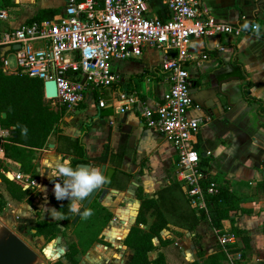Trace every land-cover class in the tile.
<instances>
[{"label": "crops", "instance_id": "obj_1", "mask_svg": "<svg viewBox=\"0 0 264 264\" xmlns=\"http://www.w3.org/2000/svg\"><path fill=\"white\" fill-rule=\"evenodd\" d=\"M201 2L217 20L241 28L238 35L221 33L190 42V50L198 54L187 66L195 104L191 113L205 118L194 139L208 180H214L218 187V192L208 198L207 208L198 211L190 203L185 184L176 176L177 155L172 142L146 126L140 116L141 106L153 104L168 87V75L160 67L162 50L146 47L138 57L110 62L118 77L104 87L108 92L104 106L98 105L96 90L86 88L84 100L74 110L65 111L62 123L48 134L45 145L32 149V172L24 171L20 161L5 154L4 144L10 143L9 139L3 143L2 217L30 230V235L37 219L64 225L65 219L55 220L47 211L59 210L51 199L54 186L48 172L58 160L81 155L73 142L79 137L90 166L100 168L105 163V176L107 168L113 169L107 193L99 198L103 185L89 203V207H104L110 213L99 225L98 237L105 243L92 242L80 262L97 259V264H130L133 248L125 244V237L136 225L153 235L148 258L162 254L165 264H264V114L243 93V85L248 83L247 92L262 100L264 106V0ZM65 4L66 0H0L6 13L2 25L19 26L42 9L55 10L52 18L63 12ZM146 4L147 16H168L163 0H146ZM245 22L259 24L261 35L243 30ZM203 52L208 54L206 59L200 56ZM3 57V70L17 72L13 49ZM136 74L141 77L135 80L132 77ZM119 93L138 102L121 110ZM90 100L94 106L87 107ZM8 170L28 175L32 184L25 187L22 180L11 179L6 175ZM10 189H27L30 195L17 199ZM219 190L224 197L218 196ZM145 199L149 204L143 207ZM215 209L227 212L214 218ZM139 213L141 221L137 220ZM87 220L82 216L79 224ZM221 234L232 238L223 244L219 241ZM35 240L45 242L42 235ZM50 244L43 248L48 249ZM101 247L105 249L99 252Z\"/></svg>", "mask_w": 264, "mask_h": 264}, {"label": "built area", "instance_id": "obj_2", "mask_svg": "<svg viewBox=\"0 0 264 264\" xmlns=\"http://www.w3.org/2000/svg\"><path fill=\"white\" fill-rule=\"evenodd\" d=\"M163 2L166 18L147 16L146 0H66L62 13L12 28L3 27L6 13L0 7V50L18 43L19 48L13 50L17 70L43 82L54 79L55 102L71 111L84 100L86 88H104L115 81L118 75L111 61L138 57L146 47L161 49L160 67L168 75V87L153 104L141 106L140 116L146 126L172 142L176 176L185 184L190 203L200 211L207 208L208 198L218 187L208 180L194 139L205 118L191 113L195 104L187 66L198 54L190 50V42L221 33L238 35L241 28L217 20L201 0ZM200 56L206 59L208 54ZM118 100L121 110L138 102L124 93H119ZM97 103L102 107L106 100L98 98ZM9 134L0 119V151ZM6 175L22 180L25 187L32 184L23 173L8 170ZM3 201L0 193V207ZM231 238L221 234L219 241L224 244Z\"/></svg>", "mask_w": 264, "mask_h": 264}, {"label": "trees", "instance_id": "obj_3", "mask_svg": "<svg viewBox=\"0 0 264 264\" xmlns=\"http://www.w3.org/2000/svg\"><path fill=\"white\" fill-rule=\"evenodd\" d=\"M3 2L6 3L8 0H3ZM54 13L55 10L42 9L28 22L41 21L44 18L51 17V15ZM3 58V56H0V114L5 112V116H1L0 119L1 124L4 127L10 128V134L8 136L10 143L4 144L5 154L12 159L20 161L24 171L32 172L35 168L32 164V149L45 145L48 134L56 128V124L60 121L61 114L65 108L62 107L54 110V108L51 106V101H53V99H46L44 97L42 80L36 77L28 76L20 71L15 73L5 72L2 68ZM157 68L158 67L155 68V71H157ZM140 77V74H136L132 78L136 80ZM248 86V83L243 85V93L245 98L248 101L256 102L258 111L261 114H264L263 101L252 97L247 92ZM18 125L20 127H18ZM25 126L27 128V136L21 134V128ZM83 129H85V127H83ZM73 142H75V148L77 151L81 152V155L78 157H72L70 159L72 167L75 168L79 166L80 163L88 164V159H86L83 155L84 144L80 141V138H75ZM99 159L103 161L102 157H99ZM11 194L13 197L21 199L24 196L30 195V191L27 189H21L19 192L12 190ZM221 195L224 197L223 191L219 190L218 196L221 197ZM51 199L55 202L56 207L65 217V229L79 224L82 214L78 220L73 223L72 220L76 213L69 211L70 202L68 200L58 201L55 198L54 193L51 194ZM148 204L149 201L146 199L141 203L143 207L147 206ZM88 207L89 205L87 208ZM95 208H97L96 205H91L89 207L92 212H94ZM224 210L225 209H215L213 211V217L215 218V216L218 214L222 215L226 211ZM102 212H104L103 217H101ZM92 214L95 215L94 218L97 217L96 221H99L98 223L96 222L97 232L99 231V225L107 221V219L110 217V213L104 207H101L96 211V213ZM91 218V216L88 217L86 222H88ZM137 220L141 221L140 213L137 216ZM32 229L34 230L31 233L32 235H42L45 239H52L56 237L61 231H64L63 229H60L58 222L47 221L43 219H37L35 224L32 226ZM152 236L153 235L150 232L143 231L139 226L135 225L130 228L128 234L125 237V244L133 248V256L131 258L130 264H165L162 254H159L154 259L148 258V251L153 249ZM94 241L105 243V241L97 235V237L87 243L86 246L89 247ZM84 248H79L76 242H71L64 254L67 261H69L71 264L80 263L82 259V253L84 252L83 250H85ZM51 264L68 263L57 260Z\"/></svg>", "mask_w": 264, "mask_h": 264}, {"label": "clouds", "instance_id": "obj_4", "mask_svg": "<svg viewBox=\"0 0 264 264\" xmlns=\"http://www.w3.org/2000/svg\"><path fill=\"white\" fill-rule=\"evenodd\" d=\"M243 30L251 29L257 37L261 35V26L259 24H250L245 22L242 25ZM18 127H20L18 125ZM21 134L27 136V128H21ZM48 178L53 183V193L58 201L68 200L69 211L81 214L78 207L79 203L88 199L96 190L107 182V177L103 174L101 168L95 166L79 165L72 167L70 159L58 160L48 172ZM51 217L55 220H63L65 217L55 208L47 209ZM90 209L83 211L84 218L90 217Z\"/></svg>", "mask_w": 264, "mask_h": 264}, {"label": "rangeland", "instance_id": "obj_5", "mask_svg": "<svg viewBox=\"0 0 264 264\" xmlns=\"http://www.w3.org/2000/svg\"><path fill=\"white\" fill-rule=\"evenodd\" d=\"M10 59H14L13 55L9 56ZM95 97L97 98H108V92L106 91V89L104 88H96L95 89ZM87 107H92L94 106V102L93 100L88 101L87 102ZM51 106L55 109H59L64 107L65 110H63L62 114H61V118L60 121L56 124L59 125L60 123H62V119L63 117H65V111H66V106H61L58 103L55 102V100L51 101ZM77 106V105H76ZM80 111L76 110V114H79ZM68 114H70L68 112ZM67 114V115H68ZM5 182V179L3 180ZM101 207L97 206V208L94 209V212L92 213H96L97 210H99ZM104 212H102L101 217H103ZM1 216V215H0ZM95 215H91V219L86 222H82L81 224H77L75 226H70L69 228H67L66 230L64 229V231H61L58 235H60L61 241L58 242L56 240L57 236L52 238V239H45L44 238V243H41L40 241L37 242L35 240V236H38V234H31L30 235V230L25 229L23 226H20L18 224H14L13 221L11 220H6V218L4 217H0V219L7 225L9 226L14 232H16L27 244H29L34 250H36L41 257L43 258L44 264H51L54 261L57 260H61L65 263L71 264L69 263V261H67L66 257H65V251L67 250L68 245L71 242H76L78 247L80 248H84L85 250L88 248L86 246L87 243H89L90 241H92V239L97 237V232H96V227H97V223L99 221H96L97 219L94 218ZM99 219V218H98ZM97 222V223H96ZM35 224V223H34ZM72 240V241H71ZM51 242L50 246L48 247V249L46 248V243ZM45 247V248H43ZM46 251H45V250ZM103 249H105L104 247H101L99 252H101ZM85 250H83L85 252ZM97 251V250H96ZM87 253V252H85ZM84 253V254H85ZM92 260V261H91ZM97 259H90L89 262L87 263H83L80 262L78 264H97Z\"/></svg>", "mask_w": 264, "mask_h": 264}, {"label": "water", "instance_id": "obj_6", "mask_svg": "<svg viewBox=\"0 0 264 264\" xmlns=\"http://www.w3.org/2000/svg\"><path fill=\"white\" fill-rule=\"evenodd\" d=\"M19 44H13L12 46L6 45L1 51L3 56L6 52H9L11 49L19 48ZM85 78L83 77V80ZM192 91V88H191ZM194 91V90H193ZM44 92L45 97L48 99H54L57 95L56 82L54 79H48L44 81ZM2 117L5 116V112H2ZM51 145V144H50ZM79 165L90 166V164L80 163ZM100 168L104 174L106 169L105 163L100 165ZM113 169L107 168L106 177L107 182L104 184L105 187L101 189L99 193V198L102 199L108 191L107 185L109 184ZM96 190L88 199L82 201V206H80L81 214L84 211L85 207L89 205L95 194ZM81 214H75L73 218V223H75ZM60 228H64V225L59 223ZM56 240L61 241V236L58 235ZM0 264H44L43 258L41 255L34 250L29 244H27L16 232H14L9 226H7L0 219Z\"/></svg>", "mask_w": 264, "mask_h": 264}, {"label": "bare ground", "instance_id": "obj_7", "mask_svg": "<svg viewBox=\"0 0 264 264\" xmlns=\"http://www.w3.org/2000/svg\"><path fill=\"white\" fill-rule=\"evenodd\" d=\"M45 250V249H44ZM46 251V250H45Z\"/></svg>", "mask_w": 264, "mask_h": 264}]
</instances>
